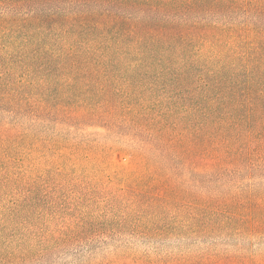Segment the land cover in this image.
Wrapping results in <instances>:
<instances>
[{
  "label": "trees",
  "instance_id": "trees-1",
  "mask_svg": "<svg viewBox=\"0 0 264 264\" xmlns=\"http://www.w3.org/2000/svg\"><path fill=\"white\" fill-rule=\"evenodd\" d=\"M45 172L109 211L39 228ZM0 185V264H264V0H0Z\"/></svg>",
  "mask_w": 264,
  "mask_h": 264
},
{
  "label": "rangeland",
  "instance_id": "rangeland-1",
  "mask_svg": "<svg viewBox=\"0 0 264 264\" xmlns=\"http://www.w3.org/2000/svg\"><path fill=\"white\" fill-rule=\"evenodd\" d=\"M121 162H127L128 158L121 156L119 158ZM20 171H27L29 168L23 167L20 168ZM21 172V173H22ZM92 174V178H86L88 183H86L82 179H62L57 177L56 174L47 173L41 175L38 179L32 180L30 179L29 184L26 186H22L21 188H16L14 191L18 193L15 198L21 199L22 194H25L23 190L26 191L30 188H34L32 185L35 184L37 187L43 191L45 197L41 199V209L40 213L42 218L38 221L39 228H51L55 225H60L62 223L68 224L71 220L77 219L84 214H95V215H103L106 211H109L108 204V196L110 194V190L108 187H105L102 183H94L95 177L94 173ZM28 175V173H27ZM21 177V176H20ZM23 178H25L23 176ZM91 179V180H90ZM93 181L92 184H90ZM2 186L0 185V208L6 205L9 200H12L11 197L6 196L7 194L2 193ZM2 190V191H1ZM15 196V195H14ZM47 196V198H46ZM56 200L57 203L53 204V200ZM64 205V212L58 213V207ZM121 207L120 212L123 211ZM110 228H107V232L105 234H100V240H114L112 245L106 250H112L113 252L119 248L121 251L142 253L151 251V246L149 243L144 242V240H139L135 238L130 232L123 233H110ZM99 245V244H96ZM101 247V245H99ZM104 246V245H102ZM98 247L97 250H100ZM178 248V242L175 240L167 242L165 251H173ZM155 249V247L153 248ZM183 250L187 251V253H196L198 251L197 246H186L183 247ZM69 253L76 252L74 247H70ZM62 253V252H61ZM60 253V255H61ZM105 251H101L98 254V257L105 254ZM75 257H64L60 259L61 261L58 264H72L78 262L75 261Z\"/></svg>",
  "mask_w": 264,
  "mask_h": 264
}]
</instances>
